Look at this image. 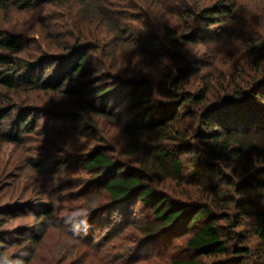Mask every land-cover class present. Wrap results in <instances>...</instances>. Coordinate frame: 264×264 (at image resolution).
I'll return each instance as SVG.
<instances>
[{
    "label": "rangeland",
    "instance_id": "374dc122",
    "mask_svg": "<svg viewBox=\"0 0 264 264\" xmlns=\"http://www.w3.org/2000/svg\"><path fill=\"white\" fill-rule=\"evenodd\" d=\"M218 1L187 0L186 4L212 6ZM233 1L236 6L232 19L208 28L217 27L212 40L190 45L189 57L193 61L201 60L197 67L209 59L215 61V66L193 72L188 87L215 86L218 75L223 81L224 74L228 80L230 73H240L237 81L242 83L250 73L256 72L246 48L264 42V0ZM134 2L138 6L132 8H126L120 0L105 3L109 10L124 11L120 19L127 33L122 36L107 32L105 45L92 51L91 67L99 69V74L112 72L117 77L120 73H131L134 64L146 58L149 41L159 45L150 49L158 53L163 43L162 19L181 5L178 0H151L152 8L146 9L151 4L149 0H132L130 4ZM82 3L49 0L22 7L8 0L6 5H0V30L22 34L27 40L22 51L0 48V54L11 59L0 64V71H10L8 67H13L23 73L28 63L41 58L45 63L40 73L44 70L46 75L50 69L57 68L60 63L50 59L60 53L67 54L73 35H79L90 22ZM168 17L175 21L174 16L168 14ZM89 27L91 33L100 31L94 23ZM230 32L232 36L227 37ZM109 52L112 54L107 56ZM109 81L99 83H112ZM69 88L66 85L59 90L42 89L22 82L18 89L9 90L0 85V108L7 111L0 121V132L10 131L23 116L34 125L15 140L0 136V212L3 213L0 264H174L178 259H194L198 264H238L239 261L264 264V240L256 235L238 242L241 249L236 247L235 252L230 249L225 253L195 255L186 247V236L151 242L137 228L154 220L151 206L143 201L132 205L130 216L118 208L113 211L108 194L96 179L97 172L86 165L88 158L94 149L102 148L117 161L126 160L142 167V157L138 150L127 147L129 139L122 127L89 109L88 104L95 96L66 93ZM121 101L119 96L108 97L104 102L100 97L96 103L107 102V107L116 109V116L121 118L126 114ZM256 131L247 135L251 143L257 144L264 131ZM164 145L176 154L180 152L186 166H191L194 151L179 150L172 140H166ZM261 152L260 156L264 157V150ZM201 157L197 154L195 160ZM205 158L212 161L208 156ZM218 163L222 171L231 173V167L222 161ZM157 185L161 192L175 197H182L181 193L189 187L170 182L169 178ZM244 247L247 251L242 250Z\"/></svg>",
    "mask_w": 264,
    "mask_h": 264
},
{
    "label": "trees",
    "instance_id": "16d2710c",
    "mask_svg": "<svg viewBox=\"0 0 264 264\" xmlns=\"http://www.w3.org/2000/svg\"><path fill=\"white\" fill-rule=\"evenodd\" d=\"M7 1L0 0V5H6ZM46 1L49 0H13V3L29 7ZM79 1L83 2L90 22L79 35H73L67 54L60 53L50 59L60 65L46 75L44 70L40 73L44 58L28 63L23 73L8 67L10 71H0V85L9 90L18 89L22 82L25 86L54 90L69 85L66 93L95 96L88 104L89 109L122 127L129 139L127 147L139 151L142 167L126 160L117 161L102 148L92 151L86 165L97 172L96 179L108 194L113 211L118 208L130 216L132 205L139 200L151 206L154 220L137 227L151 242L186 236L187 249L197 255L225 253L230 249L235 252L236 247L241 249L238 242L250 235L264 240V157L260 156L264 135L257 144L251 143L247 135L264 131V42L247 46L246 53L256 72L250 73L242 83L237 81L240 73H230L228 80L224 74L223 81L218 75L215 86L188 87L193 72L215 66V61L209 59L197 67L201 60L193 61L189 57L190 45L212 40L217 27L208 28L232 19L234 1L220 0L212 6L192 7L189 2L186 4L187 0H178L180 7L168 12L175 21L168 14L162 19L163 43L158 53L150 49L159 45L149 41L146 58L134 64L131 73L127 71L117 77L112 72L99 74V69L91 67L92 51L105 45L107 32L122 36L127 33L120 19L124 11L106 8L108 0ZM120 1L126 8L138 6L135 2L130 4L132 0ZM149 1L151 4L146 9L152 8ZM92 23L100 31L91 33ZM231 36L232 32L227 34ZM26 45L22 34L0 30V48L16 52L24 50ZM9 61L8 55L0 54V64ZM92 75L94 78L90 79L88 76ZM103 80L112 83H99ZM114 96H119L125 106L126 114L121 118L116 116V109L107 107V102L96 103L100 97L104 102ZM6 114L0 108V121ZM33 126L23 116L10 131H1L0 136L15 140ZM166 140L175 141L179 150L195 152L190 167L179 151L176 154L164 145ZM197 154L203 157L195 160ZM205 156L212 161L208 162ZM218 161L231 167V173L222 171ZM165 178L189 187L181 193L182 197L161 192L157 184ZM242 250L247 251V247ZM173 263L198 264L194 259H178Z\"/></svg>",
    "mask_w": 264,
    "mask_h": 264
}]
</instances>
